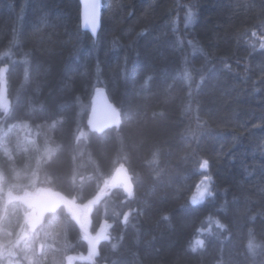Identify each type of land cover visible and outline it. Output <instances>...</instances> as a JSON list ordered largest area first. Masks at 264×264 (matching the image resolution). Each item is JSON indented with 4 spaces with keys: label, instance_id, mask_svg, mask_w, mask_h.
Returning <instances> with one entry per match:
<instances>
[{
    "label": "trees",
    "instance_id": "obj_1",
    "mask_svg": "<svg viewBox=\"0 0 264 264\" xmlns=\"http://www.w3.org/2000/svg\"><path fill=\"white\" fill-rule=\"evenodd\" d=\"M2 67L0 264H264V0H102L96 40L78 0H0ZM96 90L119 129L88 130ZM118 166L92 260L66 217L2 212L41 184L86 204Z\"/></svg>",
    "mask_w": 264,
    "mask_h": 264
},
{
    "label": "water",
    "instance_id": "obj_2",
    "mask_svg": "<svg viewBox=\"0 0 264 264\" xmlns=\"http://www.w3.org/2000/svg\"><path fill=\"white\" fill-rule=\"evenodd\" d=\"M80 6V28L82 31L87 32L93 40L97 39L98 32L101 27V14H102V0H78ZM95 28V36L93 35L92 29ZM1 76H4V68H1ZM7 97V90L5 82L0 84V109L5 108V101ZM121 115L117 109L114 108L110 102L107 93L104 90H96L92 98L91 109L87 117L86 125L88 130L92 133L102 134L110 129H119L121 126ZM108 186L112 189H116L121 186L124 193L130 195L133 192V183L128 173L122 166H118L113 172ZM59 199V200H58ZM101 199V195L97 197V201ZM22 205L27 209H35L36 215L27 219L28 226L39 227L46 219L58 212L62 203H67L69 206L74 208L72 202H70L64 196H57L56 194L42 195L39 200L23 198L21 200ZM91 203L89 204V207ZM91 207L89 208L88 215L84 217L85 223L89 224V214ZM79 227L82 225L77 219ZM106 226V220L101 222V227L98 229L97 234L92 237L87 231L85 234L89 236L91 248L88 254L83 257L87 260L91 255L94 258L99 256L98 245L104 240V231ZM81 257V255H80ZM74 257H68L66 264H70V261Z\"/></svg>",
    "mask_w": 264,
    "mask_h": 264
},
{
    "label": "flooded vegetation",
    "instance_id": "obj_3",
    "mask_svg": "<svg viewBox=\"0 0 264 264\" xmlns=\"http://www.w3.org/2000/svg\"><path fill=\"white\" fill-rule=\"evenodd\" d=\"M38 188H45V189H50L51 192L47 193V194H44V193H40L39 195H36V196H32V197H18L17 195L21 194L22 192H28V191H36ZM56 194L57 196H63L62 193L54 190L53 187H49L47 185H44V184H41V185H38L37 187H34V188H31V186L27 189H22L21 191H8L6 194H5V197L9 198L7 199V201L4 202V205H3V209H2V212L4 214V208L6 209L7 207V204H9L10 202L14 201V202H18L19 204H22L21 200L23 198H27V199H35V200H39L41 198L42 195H51V194ZM66 197V196H65ZM67 198V197H66ZM70 202L73 203L74 205V208H72L71 206H69L67 203H62V206L60 207V209L58 210V212L54 213L55 215H59V216H62V217H66L69 221L73 222L77 228L79 229V224L77 222V219L79 220V216L81 217V209H79V206L78 205H84V204H79L77 202V200L75 198H67ZM59 200V199H58ZM91 203V205L94 203V201L92 200H89L87 201L86 205L88 206L87 208V212L84 216H86L88 214V211H89V204ZM94 206L97 205V203L95 202V204H93ZM5 206V207H4ZM94 206L91 207V211H90V214H89V227H88V233L94 237V235L97 233V230L99 229L100 227V223L98 225V227L96 229H94V231H92V229L90 228V225L92 223V212H93V209H94ZM23 216H24V219L25 221L29 218V217H34L36 215V211L31 208V209H26V208H23ZM83 218V216L81 217ZM102 220V219H101ZM100 220V222H101ZM80 222V221H79ZM0 223H1V216H0ZM110 228H111V224L108 220H106V226H105V231H104V240L102 242H100V244L98 245V249H99V246L104 242H110ZM32 231V229H31ZM80 231V229H79ZM81 233V236L83 238V241H84V244H85V247H86V254L88 253V250L90 248V239L88 237V239L85 238L84 234H82V232L80 231ZM88 240V241H87ZM89 247H88V245ZM85 254V255H86ZM76 254H70L68 257H73L75 256ZM67 257V258H68ZM94 258V257H93ZM74 260L73 259L70 264H73L74 263Z\"/></svg>",
    "mask_w": 264,
    "mask_h": 264
},
{
    "label": "rangeland",
    "instance_id": "obj_4",
    "mask_svg": "<svg viewBox=\"0 0 264 264\" xmlns=\"http://www.w3.org/2000/svg\"><path fill=\"white\" fill-rule=\"evenodd\" d=\"M105 185H106V183H105ZM49 192H51V190L50 189H45V188H38L36 191H28V192H22L21 194H19V195H17L18 197H32V196H36V195H39L40 193H44V194H47V193H49ZM107 192V186H104V187H102V189L99 191V193H96L97 195L98 194H103V193H106ZM97 195L92 199V201H94V203L93 204H95V201H96V198H97ZM4 196H5V194H4ZM7 199H9V198H4V200H3V204H4V202L5 201H7ZM91 205L90 207H93L94 205ZM79 206V209H81V211H82V215H81V217L82 216H84L85 214H86V212H87V208H88V206L86 205V204H84V205H78ZM80 216H79V220L78 221H80V224L82 225V228H80V231L82 232V234H84V236H85V238L86 239H88V235L87 234H85L84 233V231H83V229L85 230V231H88L87 229H88V226H87V224L85 223V221L83 220V218H81ZM83 239V238H82ZM88 241V240H87ZM88 245V244H87ZM88 247H89V245H88ZM90 248H91V244H90ZM90 248H89V250H90ZM89 250H88V252H89ZM76 257V256H75ZM89 260H92V259H94L93 258V255H91L89 258H88Z\"/></svg>",
    "mask_w": 264,
    "mask_h": 264
},
{
    "label": "snow or ice",
    "instance_id": "obj_5",
    "mask_svg": "<svg viewBox=\"0 0 264 264\" xmlns=\"http://www.w3.org/2000/svg\"><path fill=\"white\" fill-rule=\"evenodd\" d=\"M92 32H93V35L95 36V32H96L95 28L92 29Z\"/></svg>",
    "mask_w": 264,
    "mask_h": 264
}]
</instances>
